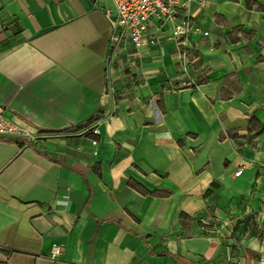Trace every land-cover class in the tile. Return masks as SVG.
I'll use <instances>...</instances> for the list:
<instances>
[{
    "label": "crops",
    "instance_id": "1",
    "mask_svg": "<svg viewBox=\"0 0 264 264\" xmlns=\"http://www.w3.org/2000/svg\"><path fill=\"white\" fill-rule=\"evenodd\" d=\"M190 15L183 88L178 41L110 65L112 0H0V109L39 136L0 137V264H264V0Z\"/></svg>",
    "mask_w": 264,
    "mask_h": 264
},
{
    "label": "built area",
    "instance_id": "2",
    "mask_svg": "<svg viewBox=\"0 0 264 264\" xmlns=\"http://www.w3.org/2000/svg\"><path fill=\"white\" fill-rule=\"evenodd\" d=\"M115 18L111 37L110 65L130 44L136 56L142 50L157 46L163 37L166 40L180 42L185 48L181 52V87L196 86L191 75L187 45L192 36L209 33L196 27L190 15L195 0H112ZM168 28V29H167ZM94 134H99L94 130ZM0 137H12L25 142H36L38 135L25 127L16 125L4 116L0 109ZM96 145V142H93ZM239 171L237 175H240ZM61 247L55 245L52 256L58 257Z\"/></svg>",
    "mask_w": 264,
    "mask_h": 264
},
{
    "label": "trees",
    "instance_id": "3",
    "mask_svg": "<svg viewBox=\"0 0 264 264\" xmlns=\"http://www.w3.org/2000/svg\"><path fill=\"white\" fill-rule=\"evenodd\" d=\"M255 228V227H254ZM254 228H253V231H254ZM253 233V232H252Z\"/></svg>",
    "mask_w": 264,
    "mask_h": 264
}]
</instances>
